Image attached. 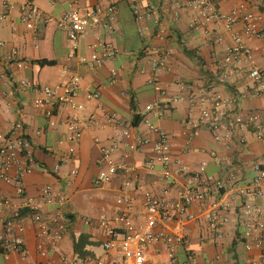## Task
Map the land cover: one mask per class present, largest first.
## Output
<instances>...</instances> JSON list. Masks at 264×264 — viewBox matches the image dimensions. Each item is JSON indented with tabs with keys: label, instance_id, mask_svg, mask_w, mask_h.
I'll return each instance as SVG.
<instances>
[{
	"label": "crops",
	"instance_id": "crops-1",
	"mask_svg": "<svg viewBox=\"0 0 264 264\" xmlns=\"http://www.w3.org/2000/svg\"><path fill=\"white\" fill-rule=\"evenodd\" d=\"M24 1L0 0V14L7 12V17L0 20V41L6 44L0 46V130L9 131L15 122L23 124L37 165L24 178L27 196L38 198L41 189L47 185L64 192L67 202L61 208L67 219V227L57 248L51 251L48 258H43L36 247V227L29 221L28 210L22 209L21 212L26 217V254L6 255L0 250V264H45L49 260L55 264H95L105 255V237L103 231L95 226V220L103 214L114 216L119 209L117 200L125 194L133 197L134 203L124 209L136 220H140L144 215L142 190L158 195L165 186L161 166L150 168L147 164L154 157L153 142L140 148L128 160L136 166L132 174H118L102 187L94 185L95 177L104 168L101 147L109 144L115 132L112 127L103 125L102 120L101 125H93L84 132L75 159L61 163L59 173L54 172V166L66 154V122L71 110L63 108L55 117L56 126L50 127L45 111L34 106L37 92L32 88H22L20 82L27 80L43 85H61L69 79L68 74L63 73L64 69L76 70L81 76L77 101L84 106L83 115L95 113L101 118L102 110L117 113L130 125L133 133H146L154 141L156 134H148L144 123L145 119L153 121L170 135L172 160L180 161L187 167L188 173L200 171L205 162L204 174L223 178L229 187V172L235 169V165L241 164L244 171L236 186L228 188L221 196H214V199H221L226 206L223 214L228 218V223L223 229L224 237L218 238L211 230L208 207L197 203L190 208L196 219L187 224L190 248L194 251L198 264H251L252 260L258 259L260 251L247 250L240 241L243 203L248 201L264 206V195L253 199L238 191L252 182L255 176L254 165H264V139L257 138V132L264 131V97L254 94V82L247 72H238L227 84L218 82L215 74L220 71L223 46L211 43L208 35L190 27L193 16L190 10L179 11L180 15L176 20L174 0H139L141 7H153L164 19L169 28L164 41L155 37L151 22H139L135 19L128 0H121L118 4L115 32L89 27L80 43L81 54L90 53L94 44L105 42L119 49L114 58L103 68L96 70L79 66L76 59H68L70 42L67 33L59 28L58 21L66 12L70 0H37L41 16L35 31L27 29L21 23V6ZM112 1L78 0L82 6L100 2L107 5ZM242 2L248 3L252 12L261 16L264 25V7L259 0H222L219 8L227 11ZM7 5L10 6L9 11ZM235 32H241V27L237 26ZM221 33L225 44H231V33L225 30H221ZM155 45H163L169 52V64L161 72V83L168 94H204L216 91L224 98L234 100V106H231L238 112H259L260 121L237 128L233 139L222 143L215 139L208 128L193 127L191 122L196 114L190 115L191 106L187 101L162 105L158 113L146 112L145 107L149 103L163 101L147 82L149 65L146 51ZM248 45L254 50L256 64L264 68V40H249ZM13 48L18 50V58L25 62L24 68H17L7 61ZM38 60H49L54 64L41 66L37 63ZM143 66L147 70L145 74L140 73ZM112 68H116L120 74V81L116 85L109 83ZM97 90L100 92L99 99L87 98L88 92ZM124 93L127 97L123 96ZM136 116H142L138 126L133 125ZM123 151L124 148L120 147L118 160H121ZM74 169L78 170V174L71 176L70 172ZM188 173L175 172L179 185L187 182L190 175ZM129 181L131 185L127 186ZM0 187L13 195L11 186L0 184ZM168 196H176L175 188ZM14 202L18 206L23 203L20 199H15ZM88 219L94 222L87 224ZM167 225L172 230L176 222L171 220ZM1 228L0 223V230ZM76 244L80 252L76 251ZM177 256L179 262L185 259L183 247L178 248ZM147 264H170V260L165 254L157 256L156 247L151 246Z\"/></svg>",
	"mask_w": 264,
	"mask_h": 264
},
{
	"label": "built area",
	"instance_id": "built-area-1",
	"mask_svg": "<svg viewBox=\"0 0 264 264\" xmlns=\"http://www.w3.org/2000/svg\"><path fill=\"white\" fill-rule=\"evenodd\" d=\"M121 0H113L107 5L97 3L95 5L82 6L78 0H70L68 8L58 21L59 28L67 33L70 42L68 59H76L78 65L87 69L96 70L103 68L106 63L114 58L119 49L110 43L94 44L93 50L87 54L80 53V43L89 27L102 28L108 32H115L117 28L118 4ZM175 19L179 17V11L190 10L193 13L190 27L199 30L210 37L211 43L223 46V57L219 72L215 79L223 84L230 82L238 72L245 71L253 80V92L264 97V68L255 62L254 50L248 45L249 40H264V25L261 16L250 9L248 3L236 4L230 10L223 11L219 8L222 0H174ZM264 7V0H259ZM134 17L139 22H151L155 37L164 41L168 36V26L159 13L151 6L141 7L139 0H128ZM9 11L10 6H6ZM7 13V12H6ZM0 14V20H4L7 14ZM41 16V9L37 0H25L21 6V23L27 29L35 31ZM237 26L241 32H235ZM221 30L230 32L232 43L225 44ZM0 41V46H5ZM149 65L148 84L152 85L163 101H154L145 107L146 112L158 113L162 105H174L187 101L191 106V116L196 114L191 124L194 128L206 127L217 141L227 142L233 139L236 129L247 123L260 121L261 114L252 112L245 114L233 108L235 101L224 98L216 91L204 94L170 95L161 83V72L169 64V52L163 45H155L146 51ZM7 61L17 68H24L25 62L18 58V50L13 48L7 56ZM68 74L66 83L50 86L21 81L22 88H32L37 92L33 103L36 108L45 111L48 125L55 127V117L63 108H69L66 122L67 148L65 155L61 156L53 170L59 173L61 163L73 161L77 155L84 132L93 125L102 124L114 129V135L109 144L101 147L104 168L94 179L96 187H102L110 183L118 174L129 175L136 170V166L128 160L140 148L153 142L154 157L147 163L150 168L160 165L162 168V180L165 186L161 194H155L149 190H142L144 215L136 220L132 214L124 209L131 206L134 198L125 194L118 198L119 209L110 217L105 214L95 220V226L103 231L105 240L103 248L105 255L95 264H147L148 250L156 247V255H167L170 264H198L194 251L190 248V236L188 233V221L196 219V215L190 211L194 204L206 205L209 209V226L217 237H224L223 229L228 223V218L223 214L226 206L221 199H214L216 194L220 196L228 188H233L244 171L241 164L235 165V169L229 172L228 183L212 174H204L206 163L203 162L198 172L188 173L187 167L180 161L174 162L171 157L172 144L170 135L157 127L156 124L145 119L146 132L156 134L153 141L145 134H135L130 125L122 120L117 113L102 110L101 118L97 114L83 115L84 106L77 101L81 89V76L76 70L64 69ZM109 83L116 85L120 81V74L116 68L110 70ZM140 73H147L146 68H140ZM127 97V94H123ZM88 99H99V90L87 93ZM233 105V106H231ZM102 120V122H100ZM223 127L225 129H223ZM23 124L15 122L9 131L0 130V184L13 188V195L5 192L0 187V247L6 255L12 253L26 254L25 231L26 222L21 212L28 210L29 221L36 227V247L38 254L48 258L51 251L55 250L63 240L67 219L62 211V206L67 202L64 192L47 185L40 191L38 198L27 196L24 178L37 167L31 153V141L24 132ZM259 140L264 139V131L257 132ZM244 142L243 139H239ZM99 142V140L97 139ZM62 143V142H61ZM120 147L124 148L121 160L117 153ZM255 176L249 186L240 188L239 194L250 198L264 195V165H254ZM175 172L190 174L187 182L179 185ZM78 170L70 172L76 176ZM131 182L127 183L130 186ZM175 188L176 196L169 197L170 191ZM20 199L23 203L18 206L14 200ZM50 207H53L52 209ZM243 230L240 241L247 250L257 249L260 256L252 260L251 264H264V206L252 202L242 205ZM175 221L176 225L171 230L168 222ZM94 221L86 220L87 224ZM183 247L185 259L179 262L177 251ZM65 261V259H63ZM45 264H55L47 261Z\"/></svg>",
	"mask_w": 264,
	"mask_h": 264
},
{
	"label": "trees",
	"instance_id": "trees-1",
	"mask_svg": "<svg viewBox=\"0 0 264 264\" xmlns=\"http://www.w3.org/2000/svg\"><path fill=\"white\" fill-rule=\"evenodd\" d=\"M37 63L39 65H41V66L53 65L54 64L53 61H49V60H38ZM141 120H142V116H136L134 118L133 125L134 126H138V124L141 122ZM75 249H76V251L80 252V249H78V245L77 244L75 245ZM0 250L3 251L1 247H0Z\"/></svg>",
	"mask_w": 264,
	"mask_h": 264
}]
</instances>
